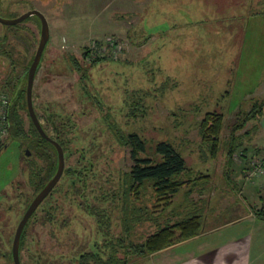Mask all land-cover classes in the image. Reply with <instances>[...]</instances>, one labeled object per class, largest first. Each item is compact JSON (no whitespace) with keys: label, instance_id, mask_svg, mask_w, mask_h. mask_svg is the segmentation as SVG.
Masks as SVG:
<instances>
[{"label":"rangeland","instance_id":"1","mask_svg":"<svg viewBox=\"0 0 264 264\" xmlns=\"http://www.w3.org/2000/svg\"><path fill=\"white\" fill-rule=\"evenodd\" d=\"M31 10L42 12L50 26L34 83L35 111L51 138L59 132L73 138L66 168L83 165L93 181L79 190L83 199L70 190L68 198L55 196L38 208L25 231L21 264H77L97 240L144 243L160 228L195 215L202 223L198 237L180 240L175 230V245L146 257L131 254L129 264H211L228 236H264V221L247 216L264 212V200L258 203L264 189L257 178L249 183L242 177L261 151L249 144L263 122L264 0H0L5 19ZM109 38L119 41L121 52L115 58L107 49L94 50L107 57L91 66L87 51ZM39 42L37 17L0 24L1 48L11 55L0 58V89L12 95ZM20 105L25 138L0 149V264H12L10 255H2L11 254L24 209L38 195L32 167L45 166L28 147L37 135L27 105ZM207 113L223 118L213 156L200 128ZM117 130L138 134L149 153L159 142L173 144L188 167L181 178L186 185L171 205L158 200L150 183L138 198L131 194L130 231L123 178L133 162ZM232 138L238 158L233 156L230 169ZM60 186H71L65 176Z\"/></svg>","mask_w":264,"mask_h":264},{"label":"trees","instance_id":"2","mask_svg":"<svg viewBox=\"0 0 264 264\" xmlns=\"http://www.w3.org/2000/svg\"><path fill=\"white\" fill-rule=\"evenodd\" d=\"M9 55V52H6L3 55L0 53V58L5 56L4 58H7L6 60H8L11 56ZM33 59L31 63L28 64L29 66L25 72L24 79L23 76L20 77V79H18V82L15 83V85L12 87L9 119L11 122V137L14 140L25 138L24 125L17 114V109L19 103L22 107L24 105H27V75ZM105 60V57L96 58L94 59V61H92L91 66H96L99 63L104 62ZM75 63L72 61V64ZM41 66L42 63L38 71L40 70ZM263 108L264 104L262 107V112ZM68 120L71 124L69 127L70 130L73 124L70 118ZM222 121V115L207 113L200 125L202 138L204 139V141L211 144L212 156L217 152L223 123ZM32 125L35 129L34 131L37 137L28 139V147L33 150L35 156L42 160L45 165L43 167H39L37 163H34L35 165L34 167H32V169L34 170V172L32 170L33 175L37 177L34 184L38 189V194L46 186L49 180L55 175L58 167V154L53 145L44 140L33 123ZM116 137L119 143L130 148L131 160L133 162L131 170L126 173L123 178V198L125 200L127 219L126 222L127 229L128 231H130L133 224V222L131 221L132 215H130V211L127 214V211L130 206L129 202L131 194L134 193L135 195H137L136 198H138L140 189L146 184L150 183L155 190V194L158 197V200L161 202L164 201L166 205H171L173 197L181 191L184 185H186V182L181 178L187 173L188 167L185 158L180 154V152H178L174 145L169 142L163 141L157 143L151 153H149L146 143L136 133L123 134L118 132L117 130ZM53 139L63 147L65 152V159H70L75 151L66 150V147H68L70 144L72 145L73 138L66 140L61 135V132H59ZM235 143V139L232 138L228 144L227 157L230 163L228 168L230 169L232 166L233 156H235L236 151ZM49 150H51L52 153H50ZM81 153L85 154V152L83 151ZM85 168L86 167H84L83 165H81L80 167L78 166V168H74L72 166L66 168V173L70 179L74 178L75 176L78 177L77 184L75 186V188H77V192H79V190H82V188L84 189L88 182H90L88 184H92V172H87L89 169L86 170ZM77 169H82L83 171L79 170V172H77L76 174L74 172ZM35 213L33 214V216L35 215ZM48 214H50V209H48ZM257 216L259 219L264 220V212L257 213ZM30 220L28 221L22 235L20 254L23 247V240L25 238V231ZM201 227L202 223L200 216L195 215L193 217H190L189 219L187 218L186 220L177 222L174 225L160 228L156 233L149 236L144 243L136 245L131 243L130 246H126L124 238H120L118 240H109L106 241V243L97 240L92 250L82 254L78 258L77 264H129L128 259L131 254L139 257H146L147 255L156 254L175 245V230L180 231V240H188L197 236L201 230ZM121 252H123V254ZM10 256L11 262L12 264H14L12 252Z\"/></svg>","mask_w":264,"mask_h":264},{"label":"water","instance_id":"3","mask_svg":"<svg viewBox=\"0 0 264 264\" xmlns=\"http://www.w3.org/2000/svg\"><path fill=\"white\" fill-rule=\"evenodd\" d=\"M37 17L39 19L40 23V42L37 49V52L35 54V57L33 59V62L28 70L27 75V107H28V113L30 116V119L32 123L34 124L35 128L41 135V137L49 142L51 145H53L57 151L58 154V167L55 175L50 179V181L46 184V186L38 193V195L34 198L30 206L28 207L26 213L24 214L23 218L18 224V227L15 232L13 244H12V257L14 264H21V254H20V248H21V240L22 235L24 232V229L30 220V218L33 216V214L37 211L39 206L42 204V202L47 198V196L51 193V191L54 189V187L57 185L59 180L61 179L64 169H65V153L63 147L53 138H51L47 132L45 131L44 127L42 126L37 113L34 108L33 103V89H34V83L36 79V75L38 73V69L42 63L43 57L45 55V50L47 48V45L50 42V26L49 22L46 18V16L38 11V10H31L27 12L26 14L15 18V19H5L0 16V24L6 25V26H15L18 25L25 20L29 19L30 17ZM30 155V154H29ZM28 155V156H29Z\"/></svg>","mask_w":264,"mask_h":264},{"label":"crops","instance_id":"4","mask_svg":"<svg viewBox=\"0 0 264 264\" xmlns=\"http://www.w3.org/2000/svg\"><path fill=\"white\" fill-rule=\"evenodd\" d=\"M262 118L263 122L254 133V136L252 137V143L250 142L249 144V146L251 145L258 150L264 149V108L262 112ZM239 163L242 164V162ZM245 172L242 173L243 181L250 183L256 179L254 178L249 180L247 178V173ZM222 175L224 176V174ZM230 179H232L235 183L237 181L233 178V174L231 173ZM245 186V183L242 184L241 192H243ZM257 186H260L262 190L264 189V175L257 177ZM261 194L262 191H260V200H258V203H262L264 200ZM253 202L256 203L257 201ZM262 207H264V205ZM247 216L248 219L253 220L255 223L256 221H264L258 219V217L255 216L253 212H248ZM258 232L259 231H257L256 236H228V238L225 240V243L218 247L216 254L213 256L212 260L209 261L211 264H264V261H259V257H264V236H261V234Z\"/></svg>","mask_w":264,"mask_h":264},{"label":"built area","instance_id":"5","mask_svg":"<svg viewBox=\"0 0 264 264\" xmlns=\"http://www.w3.org/2000/svg\"><path fill=\"white\" fill-rule=\"evenodd\" d=\"M91 48L93 51L88 50L87 52L90 54L88 59L92 61H94L96 58L107 57V55H103L101 57L97 54H94V50H97V53L99 54V51L103 52L107 49V51H111L113 57L116 58L122 49L119 41L116 38H109L105 42V46L100 42L97 43V45L94 44ZM10 109L11 95H9L5 90L0 89V149L5 146L11 134V122L9 119ZM246 172L247 178L249 180L264 175V149L258 152V154L251 159L250 169H248Z\"/></svg>","mask_w":264,"mask_h":264},{"label":"flooded vegetation","instance_id":"6","mask_svg":"<svg viewBox=\"0 0 264 264\" xmlns=\"http://www.w3.org/2000/svg\"><path fill=\"white\" fill-rule=\"evenodd\" d=\"M1 46H3L2 44H0V53L3 55V54H5L6 53V50H2V48H1ZM14 139L11 137V134H10V137H9V142L7 141V143L5 144V146L2 148V149H4V148H6L7 146H8V144L11 142V141H13ZM54 147V146H53ZM75 147V146H74ZM55 148V147H54ZM76 148V147H75ZM1 149V150H2ZM65 153V152H64ZM25 154H26V156L27 157H29V156H31V153H30V151L29 150H26V152H25ZM30 154V155H29ZM29 155V156H28ZM66 160V159H65ZM81 171H83V170H81ZM65 173V174H64ZM74 173H76L77 174V171L75 170V172ZM65 176V178L67 179V181H69V183H70V185L71 186H69V188L68 189H62V187L60 186L61 185V182H62V178ZM77 180H78V177H74V178H72V179H70L69 177H68V175H67V173H66V161H65V169H64V172H63V175H62V177H61V179L59 180V182L57 183V185L54 187V189L51 191V193L47 196V198L42 202V204L44 203V202H46L48 199H52V198H54L55 196H56V198L58 199L59 197H62V198H68L67 197V195H69V191L71 190V193H73V194H77V188H75V186H76V184H77ZM50 181V180H49ZM73 185H74V187H73ZM69 192V193H68ZM79 197L81 198V199H83V198H85V196H84V194H81V193H79ZM70 199H73V197H71ZM34 200V199H33ZM31 204V203H30ZM30 204L29 205H27L26 206V208L27 207H29L30 206ZM0 206H1V204H0ZM41 206V205H40ZM39 206V207H40ZM22 207H24V205H22ZM28 209V208H27ZM25 211H24V214L26 213V209H24ZM0 211H1V207H0ZM90 214H92L91 213V211L89 212ZM93 215V214H92ZM3 216H6L5 214H3ZM23 217H21L20 218V220H19V222L21 221V219H22ZM13 221H10V223H12ZM10 254H6L5 252L3 253V257H10L9 256Z\"/></svg>","mask_w":264,"mask_h":264}]
</instances>
